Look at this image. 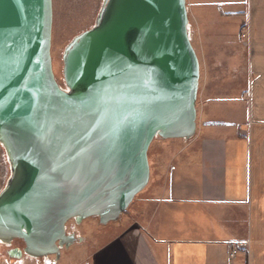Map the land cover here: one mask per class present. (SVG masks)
I'll use <instances>...</instances> for the list:
<instances>
[{
	"label": "water",
	"instance_id": "95a60500",
	"mask_svg": "<svg viewBox=\"0 0 264 264\" xmlns=\"http://www.w3.org/2000/svg\"><path fill=\"white\" fill-rule=\"evenodd\" d=\"M53 19V0H0V143L11 169L0 242L16 259H59L82 240L70 220H120L150 182L152 143L197 131L187 0H104L64 50L65 87Z\"/></svg>",
	"mask_w": 264,
	"mask_h": 264
},
{
	"label": "crops",
	"instance_id": "0c3cea01",
	"mask_svg": "<svg viewBox=\"0 0 264 264\" xmlns=\"http://www.w3.org/2000/svg\"><path fill=\"white\" fill-rule=\"evenodd\" d=\"M187 5L200 38L227 39L221 24L239 25L247 90L237 97L221 88L209 98L204 91L195 136L152 143L155 171L131 213L101 225L110 233L83 235L57 264H264V0ZM201 24H213L210 35Z\"/></svg>",
	"mask_w": 264,
	"mask_h": 264
},
{
	"label": "rangeland",
	"instance_id": "374dc122",
	"mask_svg": "<svg viewBox=\"0 0 264 264\" xmlns=\"http://www.w3.org/2000/svg\"><path fill=\"white\" fill-rule=\"evenodd\" d=\"M104 0H53L54 6V19H53V34H52V57L53 68L56 79L62 87H65L63 78V54L66 46L73 40L74 37L81 34L85 30L91 28L98 14ZM190 16V15H189ZM190 23L192 25V41L197 50L200 66L201 76L198 91L197 107L203 104L204 91L206 96H216L220 94L219 89L222 88L224 95L237 96L244 94L247 90L250 82V74L248 70L249 53L246 42L242 38L243 35L234 31H241L239 25L236 27L230 23L221 24L220 28L231 30L227 32L229 37L227 39L220 38H207L198 37L197 25L190 17ZM205 32L210 30L208 24L200 25ZM200 34V33H199ZM210 35V33H206ZM156 139L155 141H159ZM154 141V142H155ZM153 154V148L149 151V156ZM154 167V166H153ZM151 166V178L153 176L154 168ZM11 175L10 164L5 152L4 147L0 143V192L6 186L8 179ZM150 178V182H151ZM140 192L128 207V210L122 215L121 219L114 222H120L125 219L131 213L137 200L142 198L149 186ZM97 220V221H96ZM92 222V223H90ZM112 223V222H111ZM84 225H78L74 220H70L67 223V231L69 233L75 232L77 236L83 238L92 236V238H99L101 234H104V228L106 232L112 230L110 227H102L97 218L86 219L82 222ZM81 242V241H80ZM1 244V243H0ZM23 242L16 240L13 242L12 247H22ZM66 249V248H64ZM2 264L5 263L6 257H10L8 254L9 246H0ZM63 251V249H62ZM81 254V252H79ZM23 256V260H24ZM27 257L24 264H27L28 260L37 262L35 258ZM54 257L49 256L47 258H38L39 261L44 263V260H52ZM14 260V259H12ZM42 263V264H43ZM58 262L54 263L57 264Z\"/></svg>",
	"mask_w": 264,
	"mask_h": 264
},
{
	"label": "built area",
	"instance_id": "2783aa9c",
	"mask_svg": "<svg viewBox=\"0 0 264 264\" xmlns=\"http://www.w3.org/2000/svg\"><path fill=\"white\" fill-rule=\"evenodd\" d=\"M235 253V252H234ZM27 257H30V256H27ZM54 258H53V260H44V263L43 264H54V263H56L57 262V259H56V257L55 256H53ZM11 257H7L6 259H5V263L6 264H17V263H11V262H9V260H11L10 259ZM22 258V257H21ZM21 258H17V260H20ZM33 258V257H32ZM16 259V258H15ZM44 259V258H43ZM0 260H1V255H0ZM35 260H38V258H35ZM0 264H2L1 262H0Z\"/></svg>",
	"mask_w": 264,
	"mask_h": 264
},
{
	"label": "bare ground",
	"instance_id": "6f19581e",
	"mask_svg": "<svg viewBox=\"0 0 264 264\" xmlns=\"http://www.w3.org/2000/svg\"><path fill=\"white\" fill-rule=\"evenodd\" d=\"M189 18H190V16H189ZM190 26H191V23H190ZM190 32H191V30H190ZM191 37H192V35H191ZM193 43V42H192ZM194 45V44H193ZM196 50V49H195ZM197 53V52H196ZM198 55V54H197ZM199 58V57H198ZM52 62H53V57H52ZM53 70H54V68H53ZM150 161V160H149ZM151 167V166H150ZM1 243V242H0ZM2 245V243L0 244V246ZM2 246H5V245H2ZM62 252V251H61ZM0 255H2L1 254V251H0ZM23 256L25 257L24 258V260L22 259L23 258ZM22 256V258L20 259V260H17V259H15V258H12V259H14V260H11V262H13V263H17V264H24L23 262L25 261V259L27 258V256H25V255H23ZM30 258V257H29ZM45 258H47V257H45ZM32 259V258H31ZM53 260V259H52ZM37 261H39V260H37Z\"/></svg>",
	"mask_w": 264,
	"mask_h": 264
}]
</instances>
